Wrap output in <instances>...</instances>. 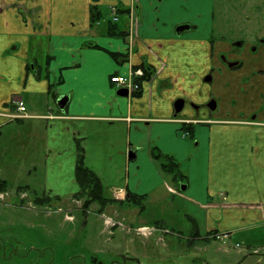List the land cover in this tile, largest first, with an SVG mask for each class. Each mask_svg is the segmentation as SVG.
I'll list each match as a JSON object with an SVG mask.
<instances>
[{
  "label": "crops",
  "instance_id": "crops-1",
  "mask_svg": "<svg viewBox=\"0 0 264 264\" xmlns=\"http://www.w3.org/2000/svg\"><path fill=\"white\" fill-rule=\"evenodd\" d=\"M217 23L214 0H0V130L15 120L46 121L65 130L82 161V152L91 160L108 143L112 164L126 173L127 204L179 198L190 249L246 245L244 264L249 252L264 251V59L230 54L243 62L228 67L221 58L234 47ZM183 24L191 28L179 31ZM139 66L152 80L117 95L111 77ZM62 96H69L64 110ZM181 98L188 103L176 114ZM211 98L215 108L195 110ZM17 99L27 116L10 119ZM165 158L184 178L163 170ZM161 190L166 199L156 197ZM169 219L175 215L163 210L151 223L180 230Z\"/></svg>",
  "mask_w": 264,
  "mask_h": 264
},
{
  "label": "rangeland",
  "instance_id": "rangeland-1",
  "mask_svg": "<svg viewBox=\"0 0 264 264\" xmlns=\"http://www.w3.org/2000/svg\"><path fill=\"white\" fill-rule=\"evenodd\" d=\"M260 1L216 0L219 30L229 40L258 47L256 38L264 35V10L256 12L264 9ZM259 49L263 60L264 48ZM52 108L57 113L53 101ZM47 125L46 121L15 120L0 130V179L5 181V187L0 185V240L8 242L6 252L0 253V264H241L240 260L247 257L243 255L246 245L239 244L238 248L234 243L213 241L201 252L190 249V223L180 218L181 200L175 196L166 199L163 190L156 196L166 199L162 205L157 199H143L139 204L113 201L125 187L126 173L112 164L115 156L109 154L106 142L91 160L82 154L83 166L100 179L102 196L109 202L103 207L99 202L86 207L90 191L75 196L80 191L75 179L81 154L69 146L65 130H51V124ZM51 132H62L61 137L53 134L51 138ZM95 136L98 142L100 134ZM88 163L95 171L88 168ZM126 195L131 197L128 192ZM163 210L170 217L175 215V219H169L170 225L177 224L180 230L151 223L156 212ZM113 223L114 228L110 225ZM178 232L182 234L179 238ZM14 235L25 245L16 246L19 257L9 245ZM138 236L151 237L148 245ZM257 248L255 254L249 252L253 260L244 264H264L257 262L264 255ZM129 249L137 259L131 258L132 252L128 255Z\"/></svg>",
  "mask_w": 264,
  "mask_h": 264
},
{
  "label": "flooded vegetation",
  "instance_id": "flooded-vegetation-1",
  "mask_svg": "<svg viewBox=\"0 0 264 264\" xmlns=\"http://www.w3.org/2000/svg\"><path fill=\"white\" fill-rule=\"evenodd\" d=\"M214 1H216V0H214ZM258 1H260V0H258ZM262 2H264V0H261ZM260 1V2H261ZM262 10H264V9H262V8H258V9H256V12H263ZM179 29L178 30H181V31H184L185 29H187V28H191V25H185V24H183V25H181V26H179L178 27ZM220 31H222V32H224L223 30H220ZM225 33V32H224ZM223 33V34H224ZM225 35V37H226V39H228L227 38V36H226V33L224 34ZM229 40V39H228ZM230 42H231V44L233 45V49H234V51H233V53L231 52V53H229V54H226V55H223L222 56V60H223V62L228 66V67H230V68H232V69H234V68H240L241 66H242V62L243 61H241L242 60V58L243 57H248V55H250L251 57H253V56H256L257 58H262V57H260L259 55H261L262 53L260 52V49H259V47L260 48H264V35H262V36H258L257 38H256V41L257 42H259V46L258 47H256V46H254V45H250L248 42H246V44H245V41H232V40H229ZM253 46V47H252ZM244 47H246V50H244ZM251 48H252V50H251ZM230 54H236V55H238V56H241V60H239V59H236V58H234V57H231L230 56ZM248 54V55H247ZM264 58V57H263ZM210 77V76H209ZM210 79V78H209ZM181 99H183V98H181ZM184 101H185V103H184V107H185V105L188 103V101L186 100V99H183ZM215 99H213V98H211L210 99V101H208V103H206V105H197V104H193V106H194V108H195V110L196 111H199V110H201V108H203V107H206V108H208L209 110L210 109H212V105H213V101H214ZM183 110H184V108H183ZM182 110V111H183ZM181 111V112H182ZM180 112V113H181ZM187 122V124H190V123H192V121L191 120H185V123ZM190 133H188V132H186V133H184V136H187V135H189ZM12 239V238H11ZM12 241H13V243H9V245L10 246H13L14 247V250H13V254H14V256L16 257V256H20L19 255V253L17 252V249H16V246L18 245V244H23L24 245V243H22L21 241H19V240H17V238H16V236L14 235L13 236V239H12ZM25 246V245H24ZM7 247H8V242H4L3 240H0V253L2 252V253H4V252H6V249H7Z\"/></svg>",
  "mask_w": 264,
  "mask_h": 264
},
{
  "label": "trees",
  "instance_id": "trees-1",
  "mask_svg": "<svg viewBox=\"0 0 264 264\" xmlns=\"http://www.w3.org/2000/svg\"><path fill=\"white\" fill-rule=\"evenodd\" d=\"M151 76H152L151 71H149L148 69H145L144 80H147ZM165 159H166V161L162 162L163 170L165 172H172L175 179L179 178V176H182V178H184L183 173L180 171L179 164L174 162L173 160H170V158H165ZM75 181L77 182L79 189H80V191H78L76 193V195H75L76 197L82 195L86 189H88L90 191L89 192V194H90L89 199L85 200V206L86 207H89L91 203L94 204L95 202L96 203L99 202L102 205V207H103V205H105V206L108 205L109 200L105 199V197L102 196V192H101V190H102L101 186L102 185H100L101 184L100 179L93 172H91L89 169H86L83 166L82 157L80 158V161L78 162V166L76 169ZM4 184H5V181L0 180V185L5 187ZM92 185H93V188H92ZM137 204H139V203H137Z\"/></svg>",
  "mask_w": 264,
  "mask_h": 264
},
{
  "label": "built area",
  "instance_id": "built-area-1",
  "mask_svg": "<svg viewBox=\"0 0 264 264\" xmlns=\"http://www.w3.org/2000/svg\"><path fill=\"white\" fill-rule=\"evenodd\" d=\"M111 13L114 15V21L118 20L116 14L118 13V7L112 6ZM144 75V71L142 69H137L131 71L128 75L119 76L115 75L111 78L113 84H115L118 88L127 89L130 93H134L140 89V84L137 79L141 78ZM11 112L7 114L10 119H18L25 118L26 115V104L22 99H17L12 103ZM125 191L120 189L116 198L123 199L125 196ZM147 228V227H146ZM143 228L142 230H147ZM149 230V229H148Z\"/></svg>",
  "mask_w": 264,
  "mask_h": 264
},
{
  "label": "water",
  "instance_id": "water-1",
  "mask_svg": "<svg viewBox=\"0 0 264 264\" xmlns=\"http://www.w3.org/2000/svg\"><path fill=\"white\" fill-rule=\"evenodd\" d=\"M181 31V30H179ZM117 95H120V96H128L129 93L127 90H118L117 91ZM69 101V96H62L59 101H58V106L60 107L61 110H64L65 107L67 106V103ZM184 103L185 101L183 99H178L176 102H175V110H176V114L180 113L183 108H184ZM212 108H215V103H213L212 105ZM130 159H134V153L131 154V156H129ZM186 189V185L183 184L181 185V190H185Z\"/></svg>",
  "mask_w": 264,
  "mask_h": 264
}]
</instances>
